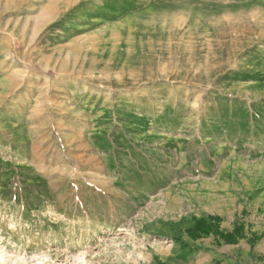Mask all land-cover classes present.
Segmentation results:
<instances>
[{
	"label": "rangeland",
	"instance_id": "obj_1",
	"mask_svg": "<svg viewBox=\"0 0 264 264\" xmlns=\"http://www.w3.org/2000/svg\"><path fill=\"white\" fill-rule=\"evenodd\" d=\"M0 264H264V0H0Z\"/></svg>",
	"mask_w": 264,
	"mask_h": 264
},
{
	"label": "trees",
	"instance_id": "obj_2",
	"mask_svg": "<svg viewBox=\"0 0 264 264\" xmlns=\"http://www.w3.org/2000/svg\"><path fill=\"white\" fill-rule=\"evenodd\" d=\"M216 231V225L214 224L213 219L207 217L200 218L195 221L194 225L186 231V234L189 238L196 240L199 239L201 236H208L213 233L217 235L218 233H216ZM231 235H235L239 238H242V235L239 232V228L237 227H235ZM218 236L220 237V239L222 238L227 244L234 243L233 240H230L229 237H225L221 233H219Z\"/></svg>",
	"mask_w": 264,
	"mask_h": 264
}]
</instances>
